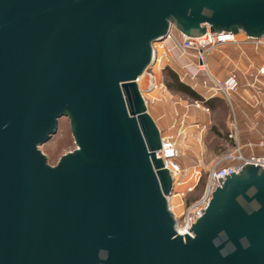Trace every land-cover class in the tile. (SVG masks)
<instances>
[{"label":"water","instance_id":"1","mask_svg":"<svg viewBox=\"0 0 264 264\" xmlns=\"http://www.w3.org/2000/svg\"><path fill=\"white\" fill-rule=\"evenodd\" d=\"M172 28L259 39L264 0H0V264H264L262 166L179 230L140 90ZM63 117L76 149L50 165Z\"/></svg>","mask_w":264,"mask_h":264},{"label":"rangeland","instance_id":"2","mask_svg":"<svg viewBox=\"0 0 264 264\" xmlns=\"http://www.w3.org/2000/svg\"><path fill=\"white\" fill-rule=\"evenodd\" d=\"M172 32L176 38H179L177 29L172 28ZM155 48L158 61H160L154 69L157 79L155 82L156 87L150 88L148 76L143 78L140 87L144 96L149 100V113L155 117L157 126L161 129L163 136H170L176 140L179 154L177 162L188 175H190L189 173L192 174L195 169L200 172V180L196 189L194 192L188 193L183 199V202L189 205L199 200L205 193L209 173L218 158L224 157L234 150L235 142L234 139L230 138V135L235 136V124H227V115L230 114V109L226 104L218 103V107L215 110L210 109L208 112L202 108L204 107L203 105L201 108H197L195 106L196 100L169 90L166 84L167 81L170 82L166 73L167 70L173 71L180 82L190 87L204 101L203 97L206 98V94L203 82L206 80V76L203 73H198L199 65L197 62L183 56L172 40L164 43L157 42L155 43ZM242 48L246 51V54L247 51L251 52V46L247 47V44L238 46L227 45L220 49H215L207 57L210 73L221 80H225L231 70L237 66L241 69L240 76L242 79L249 67L248 60H245L247 55H241ZM262 51L264 52V49ZM233 58L236 59L234 60ZM238 61L240 63L237 64ZM192 75H196L194 80L190 78ZM242 83L246 82L243 81ZM205 108L208 107L205 106ZM247 108L250 110L247 122L252 119L251 117L259 119L264 116V114L261 115L263 109L251 108L248 105ZM69 124L70 121L67 117L61 118L57 133L47 144L41 147L42 152L48 155L50 165H56L63 155L76 149ZM251 125L248 123L237 124V134L242 144L255 142L259 139V133L251 130ZM243 130L247 132V141L243 140ZM259 132L264 135V128H259ZM259 153H264V151L261 150ZM172 202L174 206H177L181 201L178 198H174ZM176 211L180 215V208L176 207Z\"/></svg>","mask_w":264,"mask_h":264},{"label":"built area","instance_id":"3","mask_svg":"<svg viewBox=\"0 0 264 264\" xmlns=\"http://www.w3.org/2000/svg\"><path fill=\"white\" fill-rule=\"evenodd\" d=\"M179 38H176L171 30L168 38L161 41L162 43L172 40L175 46L179 48L181 54L190 60L197 62L198 73H203L206 76V80L203 82L207 102L211 99L219 98L228 102L232 107H236V101H246L248 107H256V109H263L261 115L264 114V65L261 67L255 66L251 60L250 53L246 54L243 49L241 54L247 55L249 67L247 69V75L244 74V81H241V69L235 66L229 76L225 80L219 79L214 76L208 70L207 57L216 49H220L227 45H246L251 46V50L255 55H259L264 49V37L254 39L241 32L239 34L232 33H210L208 36H202L199 38H191L182 34H178ZM160 43V42H159ZM155 49V61L151 64L149 69L145 72L149 77L150 88L156 87L155 66L158 65V55ZM192 58V59H191ZM157 62V63H156ZM191 66V65H189ZM152 71V72H151ZM197 75V74H196ZM196 75H192L191 80L195 79ZM154 79V83H152ZM197 86V84H196ZM204 101H196V107L201 108L209 112V108H205ZM234 124V123H232ZM234 135H230L231 139H234L235 148L230 154L218 158L213 168L209 173L208 185L203 196L194 203L186 205L183 199L188 193L194 192L197 187V183L200 180V172L197 169L193 170L190 175L185 173V170L177 162L179 157L176 140L170 136H163V146L165 149H161L159 152H165L166 158L170 164L172 170L173 190L172 200L178 198L181 202L174 206L172 202V212L178 218L179 230L191 232L193 225L200 219L206 209L209 206V202L212 198L213 192L219 187L218 178H223V172L227 171H240L246 164L262 166L264 169V135L260 134V124L255 123L251 125V130H255L259 133V139L255 142H249L242 144L237 134V124L234 125ZM176 207L180 208V215L177 214Z\"/></svg>","mask_w":264,"mask_h":264},{"label":"crops","instance_id":"4","mask_svg":"<svg viewBox=\"0 0 264 264\" xmlns=\"http://www.w3.org/2000/svg\"><path fill=\"white\" fill-rule=\"evenodd\" d=\"M248 53H250V55L253 56L251 60L253 61L255 66L261 67L262 65H264V52L263 51H261L259 55H255L254 52H252V50H251V52H248ZM241 58H243V57L241 56ZM233 59L235 60L236 58H233ZM245 60H247V56H246ZM238 63H240V62L238 61L237 64ZM244 65L247 66L246 64H244ZM244 80H245L244 77H242L241 81L243 82ZM219 100L222 102L221 104H223V103L226 104L227 107L230 109L229 110L230 114L227 115V118H228L227 124H232V123H234V124H247V123L248 124H255V123H258V124H260V129L262 127L264 128V116L260 117L259 119H253V117H251L252 119H249V121L247 122V116H248V112L250 110H248V108H247V102L246 101L238 100V101H236V107L232 108L228 104V102H226L225 100H222V99H219ZM205 106H207V105H205ZM209 110H210V108H209ZM249 115L252 116V114H250V113H249ZM151 116L153 117V115H151ZM153 119L155 120V117H153ZM242 136L244 137L243 140L247 141V132L245 130L242 131Z\"/></svg>","mask_w":264,"mask_h":264},{"label":"trees","instance_id":"5","mask_svg":"<svg viewBox=\"0 0 264 264\" xmlns=\"http://www.w3.org/2000/svg\"><path fill=\"white\" fill-rule=\"evenodd\" d=\"M168 78L170 79V82H166L167 87L169 90H171L173 93L185 95L192 100H198L202 101V98L193 90L190 89L187 85L180 82L178 76L171 70L166 71ZM205 105H207L210 109L215 110L218 107V103L221 104V101L218 98L211 99L207 102H204Z\"/></svg>","mask_w":264,"mask_h":264},{"label":"bare ground","instance_id":"6","mask_svg":"<svg viewBox=\"0 0 264 264\" xmlns=\"http://www.w3.org/2000/svg\"><path fill=\"white\" fill-rule=\"evenodd\" d=\"M145 76H148L147 73H144V74H143V76H142V78H141V82H142L143 78H145ZM151 82L154 83V79H152ZM140 86H141V83H140ZM140 90H141V87H140ZM141 92H142V90H141ZM142 95L144 96L143 92H142Z\"/></svg>","mask_w":264,"mask_h":264}]
</instances>
